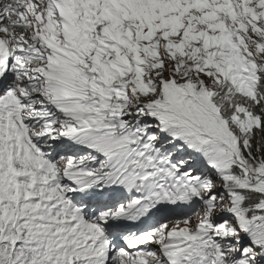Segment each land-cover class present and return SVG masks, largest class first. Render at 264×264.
Here are the masks:
<instances>
[{"label":"snow or ice","instance_id":"snow-or-ice-1","mask_svg":"<svg viewBox=\"0 0 264 264\" xmlns=\"http://www.w3.org/2000/svg\"><path fill=\"white\" fill-rule=\"evenodd\" d=\"M0 264H264V0H0Z\"/></svg>","mask_w":264,"mask_h":264}]
</instances>
